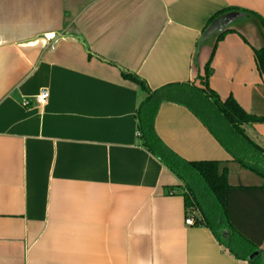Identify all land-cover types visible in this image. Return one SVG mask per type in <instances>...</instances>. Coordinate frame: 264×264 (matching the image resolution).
<instances>
[{
	"label": "crops",
	"instance_id": "crops-1",
	"mask_svg": "<svg viewBox=\"0 0 264 264\" xmlns=\"http://www.w3.org/2000/svg\"><path fill=\"white\" fill-rule=\"evenodd\" d=\"M228 8L238 11L203 34ZM241 11L264 20V0H0V264H250L243 241L235 257L209 228L185 224L203 215L188 214L182 181L141 145L145 95L121 75L151 91L199 88L215 38L232 30L208 87L264 117L253 59L264 34ZM42 90L44 105L22 106ZM153 129L185 162L224 164L230 187L264 186L185 106L161 103ZM242 129L264 151V123Z\"/></svg>",
	"mask_w": 264,
	"mask_h": 264
},
{
	"label": "trees",
	"instance_id": "trees-1",
	"mask_svg": "<svg viewBox=\"0 0 264 264\" xmlns=\"http://www.w3.org/2000/svg\"><path fill=\"white\" fill-rule=\"evenodd\" d=\"M234 11L238 10L228 8L215 13L207 21L203 34L221 15ZM241 12L250 17L264 34L262 18L252 12ZM231 32L233 31L224 30L215 38L203 74L198 78L199 88L187 84H171L151 91L135 74L122 70L121 75L145 95L136 113L141 145L182 181L181 196L188 214L191 215L197 209L203 215V221H196L195 224L209 228L217 241L226 246L235 257L238 254L234 250V238H238L248 245L246 257L255 253L248 263L264 264V251L258 250L264 241V186L230 187L224 164L215 161L185 162L161 143L153 129L154 117L161 103L171 102L185 106L235 163L264 180V151L252 143L242 129L245 125L264 123V117L247 114L233 98L221 100L208 87L216 46ZM253 59L259 75L264 76V47L253 50ZM198 181L206 190L203 197L196 189ZM208 201L211 203L209 211L204 206Z\"/></svg>",
	"mask_w": 264,
	"mask_h": 264
},
{
	"label": "built area",
	"instance_id": "built-area-1",
	"mask_svg": "<svg viewBox=\"0 0 264 264\" xmlns=\"http://www.w3.org/2000/svg\"><path fill=\"white\" fill-rule=\"evenodd\" d=\"M49 98V94L46 90H42L37 96H35L34 98H32V103L29 102V100H23L22 101V106L25 108H29L30 106H42L45 104V102L48 100ZM139 136V134H138ZM185 224L187 226H192L195 224V221L193 219L192 216H187V218L185 219Z\"/></svg>",
	"mask_w": 264,
	"mask_h": 264
},
{
	"label": "water",
	"instance_id": "water-1",
	"mask_svg": "<svg viewBox=\"0 0 264 264\" xmlns=\"http://www.w3.org/2000/svg\"><path fill=\"white\" fill-rule=\"evenodd\" d=\"M254 256H255V254H253L252 256H250V258H249V259L251 260V259H252Z\"/></svg>",
	"mask_w": 264,
	"mask_h": 264
},
{
	"label": "rangeland",
	"instance_id": "rangeland-1",
	"mask_svg": "<svg viewBox=\"0 0 264 264\" xmlns=\"http://www.w3.org/2000/svg\"><path fill=\"white\" fill-rule=\"evenodd\" d=\"M197 183H199V185H201L202 186V184H200V182L198 181Z\"/></svg>",
	"mask_w": 264,
	"mask_h": 264
}]
</instances>
